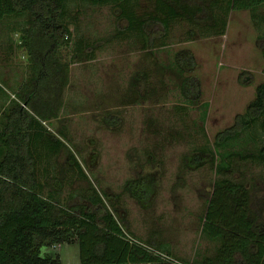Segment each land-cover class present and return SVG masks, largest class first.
<instances>
[{"label": "rangeland", "instance_id": "374dc122", "mask_svg": "<svg viewBox=\"0 0 264 264\" xmlns=\"http://www.w3.org/2000/svg\"><path fill=\"white\" fill-rule=\"evenodd\" d=\"M189 2L205 5L202 0ZM131 3L139 16L157 6V0ZM223 8L217 2L210 19V8L204 9L199 23L179 21L168 37L156 36L150 48L132 31L118 34L128 20L116 5L69 0L60 20L70 28V38L58 48L67 83L60 92L42 88L39 94L58 101L56 116L44 125L66 143L58 155L48 149L42 153L41 169L47 168L50 175L44 179L45 193L62 187L59 196L66 208L94 209L87 195L95 188L132 238L144 244L154 241L156 248L166 245L173 257L169 258L184 264L214 254L220 244L203 232L218 178L244 181L253 211L264 210V162L245 156L264 143L263 120L224 149L216 145L218 134L247 111L264 82V21L254 19L250 9ZM256 12L263 14L264 6ZM221 17L228 24L218 35L210 26ZM31 19L26 13L0 21V129L4 113L14 101L21 102L20 94L28 89L33 63L21 36ZM155 29L157 34L162 30L157 25ZM183 48L196 57L192 73L202 83L200 105L186 102L171 69L176 52ZM144 71L149 79L140 84L142 96L133 94L132 77ZM72 152L89 180L73 166ZM195 154L205 164L191 167L186 157ZM226 158L231 169L219 172ZM147 175L155 176L156 193L143 206L124 187ZM49 251L59 254L63 264H81L78 241L42 248L43 253Z\"/></svg>", "mask_w": 264, "mask_h": 264}, {"label": "trees", "instance_id": "16d2710c", "mask_svg": "<svg viewBox=\"0 0 264 264\" xmlns=\"http://www.w3.org/2000/svg\"><path fill=\"white\" fill-rule=\"evenodd\" d=\"M68 1L0 0V21L26 13L33 18L26 23L21 36L33 63L28 89L20 94L21 102L14 101L10 111L4 113L0 129V264H63L59 254L43 253L42 248L75 241L80 245L81 264H182L183 261L176 263L175 258H169L172 253L166 245L161 244L162 249L158 250L154 241L144 244L132 238L95 188L92 187L87 195L89 205L94 209L87 205L66 208L59 196L62 187H52V191L45 193L44 179L50 175H46L47 168L46 171L41 169L42 153L48 149L58 155L66 143L56 135L53 137L44 125L47 118L56 116L58 101L51 97L44 99L39 94L42 88L47 92L50 89L60 92L61 85L67 83L58 48L70 38V28L60 20L67 11ZM83 1L99 6L116 5L122 10L121 16L128 20L127 27L118 34L132 31L150 48L156 36L157 40L168 37L172 26L179 21L199 23V13L207 8L211 11L210 19L212 7L217 2L226 7L227 12L250 9L254 19L264 21V12H256L264 6V0H202L204 7L190 3L191 0H157L154 11L143 16L137 15L132 0ZM227 24L228 19L221 17L210 28L222 35ZM156 25L162 29L159 34ZM65 34L67 38L61 40ZM190 35L193 36V31ZM261 47L264 51V42ZM196 67V57L188 48L176 52L171 62V69L180 80L178 87L182 97L189 104L200 105L202 83L192 73ZM144 79H149L148 71L132 77L133 94L142 96L140 84ZM259 119L264 122V82L257 87L256 98L247 111L237 116L232 127L218 134L216 145L224 149ZM201 153H204L203 149ZM245 156L264 162V143L253 155ZM69 158L74 161L73 166L80 177L89 180L73 152ZM186 158L194 168L205 164L200 154ZM230 169L227 158L218 166L219 172ZM155 180L154 175L138 177L129 180L124 188L141 205L147 206L156 193ZM245 185L244 181L234 182L227 177L216 180L203 218V232L220 244L214 254L203 255L202 260L194 264H264V210L258 214L253 211L250 191Z\"/></svg>", "mask_w": 264, "mask_h": 264}, {"label": "built area", "instance_id": "2783aa9c", "mask_svg": "<svg viewBox=\"0 0 264 264\" xmlns=\"http://www.w3.org/2000/svg\"><path fill=\"white\" fill-rule=\"evenodd\" d=\"M164 256H165V255H164ZM174 261H175V260H174ZM175 262H176V263H178L179 261H178V262H177V261H175Z\"/></svg>", "mask_w": 264, "mask_h": 264}, {"label": "crops", "instance_id": "0c3cea01", "mask_svg": "<svg viewBox=\"0 0 264 264\" xmlns=\"http://www.w3.org/2000/svg\"><path fill=\"white\" fill-rule=\"evenodd\" d=\"M77 241H75V243H76Z\"/></svg>", "mask_w": 264, "mask_h": 264}]
</instances>
